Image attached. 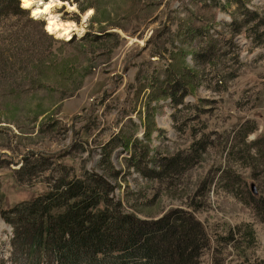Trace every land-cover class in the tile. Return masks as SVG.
Instances as JSON below:
<instances>
[{"label": "rangeland", "instance_id": "1", "mask_svg": "<svg viewBox=\"0 0 264 264\" xmlns=\"http://www.w3.org/2000/svg\"><path fill=\"white\" fill-rule=\"evenodd\" d=\"M61 1L56 8L59 17L84 29L72 35L71 44L51 35L60 40L51 48L46 43L31 51L20 44L9 46L7 39L23 19L12 15L0 20V210L43 194L56 174H80L84 169L105 174L98 163L103 146L116 135L139 147L148 142V167L178 151L192 156V143L203 139L204 152L167 179L144 177L126 166L128 149L112 150L110 161L120 171L114 195L124 209L144 219L173 209L192 212L208 239L199 264H264V219L243 196L238 198L224 186L230 169L239 175L235 189L241 195L246 188L264 193V158L252 144L264 139V42H253L250 24L231 35L227 25L232 13L237 16L235 3L216 0V8L212 0ZM247 7L264 15V0H250ZM212 11L214 22L209 19ZM190 23L201 29L196 35L212 34L218 47L238 42L241 65L236 59L237 69L226 68L232 54L225 51L213 62L194 56L206 49V39L185 30ZM86 33L91 36L80 39ZM50 49L56 51L49 56ZM54 55L59 63L41 74L39 60ZM177 55L194 80L182 102L175 103L161 96L165 85L157 79L164 83L170 57L174 61ZM227 70L230 74L224 75ZM233 71L236 75L231 76ZM148 113L155 126L146 137ZM247 126L253 128L244 135ZM246 146L251 160L241 159ZM29 155L31 161L44 158L50 164L32 176L16 172ZM129 192H135L130 199ZM154 193V202L144 204ZM135 195L137 203L132 201ZM249 229L251 242L246 239ZM11 231L0 215V264H9Z\"/></svg>", "mask_w": 264, "mask_h": 264}, {"label": "trees", "instance_id": "2", "mask_svg": "<svg viewBox=\"0 0 264 264\" xmlns=\"http://www.w3.org/2000/svg\"><path fill=\"white\" fill-rule=\"evenodd\" d=\"M212 1L217 8V1ZM230 1L235 3L233 12L237 14V16L231 14V22L227 25L231 35L234 37L250 24L249 30L255 36L253 42L259 46L263 45L264 15L247 7V2L250 0ZM205 6L206 4L203 5L204 8ZM12 15L22 18L23 23H18L20 26L15 30L13 37L7 39L9 46L20 44L24 51H31L41 43H46L51 48L54 41H60L53 39L44 31L43 22L31 18L28 10L20 6L19 0H0V20ZM209 19L211 22L215 21L214 11L211 16L209 15ZM185 30L191 31L196 39H206V49L202 53L200 51L194 53V56L199 55L200 60L213 62L216 55L224 57L219 55L221 52H230L232 60L226 68H238L237 61L239 62L238 56L241 52L238 42L228 41L224 47H218L212 34L207 32L196 35L198 29L191 26V23ZM29 33L34 34L32 38ZM214 34L217 35L218 32L214 31ZM105 35L110 36L111 33L107 32ZM88 36L91 35L86 33L80 39H87ZM186 37L189 39L188 35ZM73 39L62 43L71 44ZM52 51L56 49H50L49 56L53 54ZM174 57H170L172 59L170 70L163 73L164 83L162 79H157V83L162 84L160 86L165 85L162 87L161 96H170L175 103H178L182 102L183 97L189 92L188 84L194 80L192 76L194 73L187 67L183 57L177 55L173 61ZM58 63L57 55L39 60L41 74L47 73ZM239 63L241 65V62ZM228 70L224 71V75L230 74L227 73ZM65 72L66 69L62 73ZM234 75L236 74L233 71L231 76ZM38 86L41 87L42 84L39 82ZM143 87L141 84L140 89L142 90ZM62 92L65 94V91ZM157 98L158 96L153 97V99ZM147 122L144 136L149 137L152 126H155L154 118L150 113ZM252 128L253 126H247L244 135L252 131ZM202 140L192 143L190 149L195 150L192 156L184 155L187 154L184 151H178L170 157L163 158L154 166L148 167L146 162L148 160L145 159H147L149 143L139 147L136 143L133 145L129 140L116 135L103 146V154L98 163V167L105 174L87 169L80 174H56L51 177L52 183L43 194L10 209L0 210L1 218L12 229L9 237L11 249L7 262L9 264H199L201 252L208 244L200 221L192 212L183 209H173L158 218L150 219L141 218L134 211L124 209L122 201L114 195L120 171L114 168L110 154L112 150L123 146L119 151L126 149L130 151L129 157L124 159L128 168L140 172L146 178L166 177L167 179L175 173H182L191 165L199 152H204L207 141ZM109 144L113 145L109 149H104ZM252 144L254 148L256 147V154L264 158V139H255ZM247 147L241 159L251 160ZM31 158L32 155L24 158L23 164L15 171L32 176L34 172L50 164L44 158L41 161L37 159L31 161ZM226 172H228L226 178L228 181H225V188L238 198L243 196L246 202L252 205L256 214L264 219V193L254 194L246 188L241 195L235 189L240 180L239 175L232 173L230 169H226ZM137 192L141 194V191ZM134 193H127L128 199L132 198ZM134 197L132 201L137 203L138 196ZM155 197L156 193L151 198L146 197L144 204L153 203ZM246 234L248 236L246 239L251 242L252 231L249 229Z\"/></svg>", "mask_w": 264, "mask_h": 264}, {"label": "bare ground", "instance_id": "3", "mask_svg": "<svg viewBox=\"0 0 264 264\" xmlns=\"http://www.w3.org/2000/svg\"><path fill=\"white\" fill-rule=\"evenodd\" d=\"M25 8H29L31 15L45 19V27L49 33L61 39H70L74 34L83 33V26L73 21L63 20L56 12V8L63 5L61 0H20ZM69 9H74L69 8ZM89 14H85V17Z\"/></svg>", "mask_w": 264, "mask_h": 264}, {"label": "water", "instance_id": "4", "mask_svg": "<svg viewBox=\"0 0 264 264\" xmlns=\"http://www.w3.org/2000/svg\"><path fill=\"white\" fill-rule=\"evenodd\" d=\"M150 29L147 31V33L145 34V39H147L149 37V34H150Z\"/></svg>", "mask_w": 264, "mask_h": 264}]
</instances>
